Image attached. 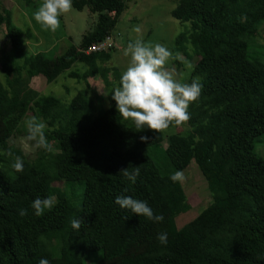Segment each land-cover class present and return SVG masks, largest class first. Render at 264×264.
<instances>
[{
    "label": "trees",
    "instance_id": "16d2710c",
    "mask_svg": "<svg viewBox=\"0 0 264 264\" xmlns=\"http://www.w3.org/2000/svg\"><path fill=\"white\" fill-rule=\"evenodd\" d=\"M72 7L87 8L96 22L78 46L54 58L28 55L9 10L0 8L9 45L0 54V264L41 258L49 264H264V157L257 151L264 145V0H177L171 16L186 31L174 39L173 62L183 64L178 55L185 62L196 58L186 83L199 78L202 88L183 132L171 134L137 130L114 100L104 106L85 90L62 103L30 87L33 77L52 83L64 72L83 81L99 76L113 86L102 65L110 54L86 51L111 36L125 1L72 0ZM75 64L85 67L82 75L69 71ZM33 116L46 124L49 144H58V161L52 151L33 150V143L16 145L27 135L23 120ZM27 151L35 155L31 160ZM16 156L22 172L12 168ZM192 161L212 201L179 228L176 218L190 205L181 183L169 177ZM136 166L135 183L119 173ZM75 183L82 185L78 203ZM49 196L57 202L35 215L32 202ZM116 196L146 201L163 221L121 209ZM21 209H27L23 217ZM78 218L84 223L75 230L71 221ZM164 232L161 244L157 236ZM94 252L100 258L86 263Z\"/></svg>",
    "mask_w": 264,
    "mask_h": 264
},
{
    "label": "rangeland",
    "instance_id": "374dc122",
    "mask_svg": "<svg viewBox=\"0 0 264 264\" xmlns=\"http://www.w3.org/2000/svg\"><path fill=\"white\" fill-rule=\"evenodd\" d=\"M125 9L119 16L114 31L109 40L105 41V52L110 54V59L105 64L109 68L108 80L113 86H105L99 76L88 77L83 81L81 78H70L68 73L64 72L56 78L52 83H47L43 77L34 78L30 82V87L38 92L40 96H52L59 99L62 103H68L78 91L85 90L88 98L95 101V96L102 97L103 105L110 106L112 99V90L119 86V80L122 72L129 63V57L124 56V50L130 42L137 39L153 45L159 43L165 46L173 55L174 39L180 33L186 31V26L171 16V11L175 8L177 0H124ZM43 0H0V8L9 10L11 14L12 24L17 27L22 34L23 47L28 55L42 53L47 58H54L63 54L70 45L78 46L82 36L89 32L96 22L97 15L89 12L87 8L77 11L73 7L68 13L62 14L59 28L53 32L45 30L33 18V13L42 4ZM137 29H139L137 31ZM260 35L264 36V26L260 31ZM8 41L5 38L4 26L0 29V54L3 50H9ZM2 51V52H3ZM2 55V54H1ZM182 59L183 64L178 65L173 62V58L169 60L166 67L173 71L175 77L182 83H186L188 64H194L197 59L192 58L191 62H185L183 56L178 55ZM1 67V66H0ZM85 67L82 64H75L69 71L82 75ZM116 70L118 78L112 70ZM68 71V72H69ZM0 74V80L3 76ZM20 130L24 132L26 129L25 121ZM132 122L131 120H128ZM27 130V129H26ZM167 133H182L183 126L169 127ZM22 136V135H21ZM168 139V138H167ZM16 145L23 146L26 142L20 138L15 140ZM29 142L27 145L29 146ZM51 151L54 153V161H58L61 157L59 146L56 142H51ZM167 145V141L163 142ZM29 150V148H27ZM257 151L260 156L264 157V145L259 146ZM32 151H27L28 159L33 156ZM186 179L180 182L185 192L190 210L180 214L176 218L177 227H182L197 214L211 204V197L207 189V183L201 172L197 169L194 161L183 170ZM55 186L64 188L62 184L56 183ZM74 191L77 194L75 203H78L82 193V185L75 183ZM71 187H69L70 189ZM100 252H94L86 255L85 262H95L100 258Z\"/></svg>",
    "mask_w": 264,
    "mask_h": 264
},
{
    "label": "clouds",
    "instance_id": "9594fccd",
    "mask_svg": "<svg viewBox=\"0 0 264 264\" xmlns=\"http://www.w3.org/2000/svg\"><path fill=\"white\" fill-rule=\"evenodd\" d=\"M72 8V0H43L42 4L33 13V18L45 30L55 32L60 26L59 17L68 13ZM139 29H137L138 31ZM124 56L129 57V63L122 72L119 86L114 88L112 99L115 101L118 114L124 120H131L137 130L149 129L153 132H161L170 126L177 127L187 125L190 119L189 105L199 99L202 85L199 78L191 83H182L173 71L166 65L172 59V53L162 44L145 43L140 39L130 42L124 50ZM189 68L193 66L188 64ZM27 135L23 138L31 144L33 150L43 148L51 151L45 136L46 124L35 116L25 121ZM142 141L148 137L141 136ZM12 156L9 150L5 153ZM16 172H22L23 160L16 156L12 164ZM124 178L135 183L140 175V167H129L120 170ZM173 182H183L186 177L181 170L170 175ZM55 196L44 199L37 197L31 204L34 213L40 216L46 209L50 210L56 203ZM114 203L121 209L130 210L137 216H143L154 222H162V214L155 215L146 201L134 199L130 196H116ZM27 209L19 210L20 216H25ZM82 223L80 218L72 219L71 227L79 230ZM157 239L161 244L167 243V233H160ZM38 264H49L47 259L41 258Z\"/></svg>",
    "mask_w": 264,
    "mask_h": 264
},
{
    "label": "built area",
    "instance_id": "2783aa9c",
    "mask_svg": "<svg viewBox=\"0 0 264 264\" xmlns=\"http://www.w3.org/2000/svg\"><path fill=\"white\" fill-rule=\"evenodd\" d=\"M106 40H109V38H107ZM105 40V41H106ZM105 41L103 42H100V43H97V44H93L87 51L86 53L88 52H99V51H102L104 50L105 48Z\"/></svg>",
    "mask_w": 264,
    "mask_h": 264
},
{
    "label": "crops",
    "instance_id": "0c3cea01",
    "mask_svg": "<svg viewBox=\"0 0 264 264\" xmlns=\"http://www.w3.org/2000/svg\"><path fill=\"white\" fill-rule=\"evenodd\" d=\"M5 51H7V50H5ZM34 78H36V77H33V78L31 79V81H32ZM37 78H41V77H40V76H38ZM31 81H30V82H31Z\"/></svg>",
    "mask_w": 264,
    "mask_h": 264
}]
</instances>
